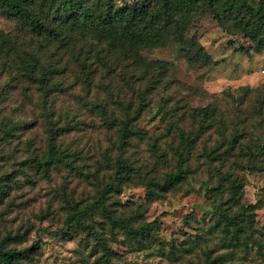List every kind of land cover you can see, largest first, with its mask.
Listing matches in <instances>:
<instances>
[{
    "label": "rangeland",
    "instance_id": "rangeland-1",
    "mask_svg": "<svg viewBox=\"0 0 264 264\" xmlns=\"http://www.w3.org/2000/svg\"><path fill=\"white\" fill-rule=\"evenodd\" d=\"M113 1L123 5L132 0ZM35 12L41 13L38 6ZM0 34L14 45V53L5 60L0 53V119L24 124L8 144L0 140V174L14 173L20 182L0 204V232L26 230L21 247L39 236L40 248L28 264H101L96 263L102 256L99 239L121 255L111 264H198L203 250H216L218 232L209 230L215 216L203 183L215 181L209 171L218 163H208L201 153L205 144L219 137L217 133L207 132L201 138L205 144L197 143L189 151L192 173L177 189L150 194L148 187L174 170L176 126L190 129L189 111L209 103L221 112L228 138L234 134L233 123L239 122L243 144L233 150L226 167L242 177V201H259L257 245L237 249L225 264H264V157L259 156L252 168L245 159L246 147L264 132V50L255 51L242 34L222 31L208 14L197 19L188 35L195 36L216 61L211 68L190 66L172 45L142 49L134 57L133 51L111 49L107 39L94 32L65 34L55 41L33 35L1 15ZM26 54L38 60L32 74ZM145 62L152 67L145 80H139L135 66ZM242 88L250 89L245 98ZM140 102L146 106L132 120L140 134L131 135L129 145L120 151L112 114H118L116 109L123 104ZM96 105L104 106L107 114ZM50 135L57 149L66 152L67 162L43 173L29 164L46 152ZM117 160L130 163V180L106 201L117 214L133 213L136 224L157 217L151 237L135 243L120 229H111L97 210L88 214L90 232L70 229L51 236L50 230L61 225L66 204L93 201L114 175Z\"/></svg>",
    "mask_w": 264,
    "mask_h": 264
},
{
    "label": "trees",
    "instance_id": "trees-1",
    "mask_svg": "<svg viewBox=\"0 0 264 264\" xmlns=\"http://www.w3.org/2000/svg\"><path fill=\"white\" fill-rule=\"evenodd\" d=\"M35 6H38L41 13L35 12ZM202 14L210 15L222 31L231 35L239 33L249 38L253 42L255 51L264 50V0H132L123 5H115L113 0H96V2L94 0H49L48 2L0 0V15L13 20L19 27L33 35H44L51 40L60 41L65 34L79 31L94 32L100 38L107 39L111 49L133 51L134 57L142 49L172 45L190 66L211 68L216 65V61L205 51L195 36L188 35L190 28ZM13 50V42L6 35L0 34V53L5 56L4 60L11 52L14 53ZM26 55L31 62L30 74H32V70L38 65V60ZM158 65L164 68L162 62ZM135 67L140 72L138 79L145 80L152 64L145 62ZM163 70L165 72L166 69ZM158 78L157 76V80ZM242 91H244L242 98H245L250 89L242 88ZM145 106L146 104L142 102L134 106L130 103L123 104L121 108L116 109L118 114H112V123L118 127V150L123 151L129 145L131 135L140 134V130H137L132 120ZM95 107L102 114H107L104 106ZM261 107L264 108V102ZM189 113H191L190 129L186 131L176 126L174 138L177 144L172 148L176 156L174 170L148 187L150 194H154L155 191L169 192L177 189L192 173L189 151L195 148L197 143H204L205 139L202 141L201 138L207 132L217 133L219 137L212 140L211 145L204 143L201 153V157L208 163H218L209 171L210 178H215V181L211 179L203 183V189L211 200L209 205L214 211L215 218L209 230L211 234L218 232L215 234L217 241L214 245L217 251L208 248L203 250L202 259L198 258V264H225L227 260L233 258L237 249L245 248L248 244L257 245V238L254 237L258 232L255 227V210L259 201L257 203L242 201V177L234 175L233 171L226 167L228 160L234 154L233 150L243 144L241 136L243 130L238 129L239 122H232L235 131H232L234 134L228 138L225 134L226 124L215 104L209 103L204 107L192 108ZM193 123H196V126ZM23 126L24 124L1 118L0 140L8 144L16 131ZM53 140L54 137L50 135L46 152L41 158L31 160L29 164L31 168L44 173L51 166L55 167L67 162L66 152L57 149ZM251 144L252 146L246 147L245 153L249 168L256 164L259 156L264 157V132L253 139ZM114 166V175L97 191L98 195L93 201L83 205L78 202L66 204V213L61 225L50 230L51 236L64 235L70 229L90 232L93 227L87 221L88 214L97 210L106 218L111 229H120L129 240L141 243L151 237L158 223L157 217L152 221L136 224L134 217L131 216L133 213L129 216L117 214L106 201L112 192L119 193L121 185L130 180L132 171L130 163L117 160ZM19 185L16 174L8 171L4 175L0 174V204H3L5 199L9 198L11 191ZM215 196L218 199H215ZM139 213L136 211L134 214L140 215ZM25 234L26 230L0 232V264H28L32 261L34 253L40 248L41 239L37 235L32 244L21 247L19 245L26 241ZM98 243L102 256L96 263L111 264L113 259L121 256L114 252L104 239H99ZM223 249L228 252L218 253V250ZM190 250L192 249H185L184 252ZM215 251L216 255L213 256Z\"/></svg>",
    "mask_w": 264,
    "mask_h": 264
}]
</instances>
